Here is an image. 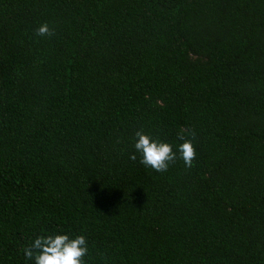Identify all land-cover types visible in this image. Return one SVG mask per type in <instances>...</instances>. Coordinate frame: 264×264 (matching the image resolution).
Wrapping results in <instances>:
<instances>
[{
  "label": "trees",
  "instance_id": "1",
  "mask_svg": "<svg viewBox=\"0 0 264 264\" xmlns=\"http://www.w3.org/2000/svg\"><path fill=\"white\" fill-rule=\"evenodd\" d=\"M181 129L191 168L140 163ZM56 230L87 264H264V0H0V264Z\"/></svg>",
  "mask_w": 264,
  "mask_h": 264
},
{
  "label": "clouds",
  "instance_id": "2",
  "mask_svg": "<svg viewBox=\"0 0 264 264\" xmlns=\"http://www.w3.org/2000/svg\"><path fill=\"white\" fill-rule=\"evenodd\" d=\"M34 34L52 37L55 29L44 22L38 25ZM194 138L195 133L191 129H181L177 134V139L181 142L174 150L172 144L154 139L143 130H138L135 133V153L140 154L142 165L157 172H166L177 158L184 162L186 168H191L196 158ZM135 153L129 157L133 161L137 159ZM23 253L26 260L33 261L34 264H87L85 257L89 253V247L84 235L71 237L62 230H56L36 235L23 248Z\"/></svg>",
  "mask_w": 264,
  "mask_h": 264
}]
</instances>
